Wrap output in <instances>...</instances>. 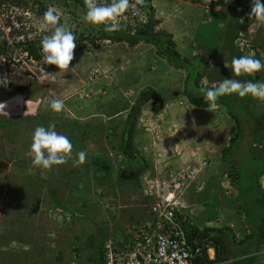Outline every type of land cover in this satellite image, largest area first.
<instances>
[{"label": "rangeland", "instance_id": "374dc122", "mask_svg": "<svg viewBox=\"0 0 264 264\" xmlns=\"http://www.w3.org/2000/svg\"><path fill=\"white\" fill-rule=\"evenodd\" d=\"M109 2L98 0L101 4ZM182 3L185 6L184 14L189 11V15L188 13L186 15L196 22L198 35L192 40L187 39L184 44L179 43L180 47L178 46L177 50L182 57L189 59L193 66L198 64L199 55L204 57V61L209 66L213 65L222 45L223 25L231 12L225 8L227 0H187ZM241 3L244 7L251 6V0H241ZM40 5L45 6L46 11L49 7L56 10L61 17L60 23L75 32L76 40L82 39L81 49L75 53V59L69 69L59 70L55 66L46 65L41 58L43 66L31 68L35 72L32 78L26 73L14 77L9 86L12 91L9 88L8 90L11 91L8 92L9 95L1 93L0 97V102L8 104L5 111L9 114H6L3 109H0V114L15 123L12 121L8 124L2 123L0 136L9 141L13 138L15 142L13 145L20 143L18 146L20 150L23 146L27 148L31 145L34 129L38 125L47 127L49 123H55L58 133L63 128L67 132V137L73 136V157L79 151L86 152L87 157L86 162L78 167L73 166L72 160L59 167L61 172L54 182L56 185L65 182L70 187L73 186L72 193L68 196L66 190L59 193L57 189H54L55 191L50 193L52 182L49 183L41 178L43 169L33 168L29 161L31 158L26 159V155L23 158L21 153L19 159L21 164L20 162L17 165L15 162L9 164L8 186L6 184L0 186V196L3 192L7 198V201L5 199L0 201V212L5 213L4 209L13 204L20 209L19 213L14 208H9V212L17 211L19 215L15 219H18L22 214L24 201L29 205L37 202L41 197L39 192L29 187L39 188L40 185L34 184V181L42 182L46 186L47 197H52L53 201L54 199L67 200L73 205L76 204L78 212L83 214V220H79L75 229L73 228V232H77L81 245H89L78 259L79 264H90L92 256L96 263H100L101 256L95 246L103 250L110 240L101 228V226L104 227L101 223L105 213L112 210L111 212H115L117 216L120 206L129 208L133 205L137 208L132 210L134 213L132 216L138 213L142 219L151 216L149 212L151 200L144 198L142 189L145 178L140 176L137 181H134L129 180L128 176L135 174L138 169L137 164L130 159L139 162L140 166L143 159L148 163L147 168L150 172L154 170L155 176L152 178H159V180L168 179V175L180 174L188 167L199 169L195 179L190 183L192 188L186 190L179 200L186 208V212L193 215L196 222L210 216L205 226L221 225L220 216L228 212L229 204L235 205L234 208L237 209V204L239 205L240 202L237 199V191L233 189L234 193L231 190L233 197L236 194V198L231 199L226 195L227 198L223 197L222 189L223 186L228 188V181L234 175H228L227 165L221 160V154L223 147L228 146L230 142L235 123L227 112L219 109L218 106L214 112L209 110L208 105L204 108L194 107L182 95L184 91L187 94L200 93V90L197 91L193 86L194 72L197 68L191 72L192 67L189 65L186 66L187 70L176 69L166 63L165 59L158 58L156 47L151 44L140 42L135 46H129L124 42L101 40L99 25L86 23L83 20L87 10H82L71 2L64 5L51 0H27L26 6L23 3L11 2L0 5V43L5 40L8 47L10 46L8 53L11 56L19 54L21 47L17 46L18 41L39 43L44 35L50 34L49 30L42 26V17L46 11L40 14L38 11ZM130 11L131 9L118 20L122 28L132 29L146 22L148 9H140L138 18L131 17ZM208 11L209 13H206ZM186 17H184L185 20ZM244 17L247 18L246 14L241 19L244 20ZM208 22L212 24L208 26ZM159 25L160 23L155 27V31L167 32ZM215 26L222 29L219 30ZM8 27L12 28L9 36L6 29H2ZM242 32L246 37L245 41L242 45H239V42L234 43L239 52L242 55L259 52L261 60H264V52H260L259 49L253 50V46H259L264 41V22L252 19ZM91 39H93L92 42H90ZM183 45L186 51L181 49ZM224 52L229 55L232 49L226 48ZM232 56L236 55L232 54ZM186 71L189 73L188 79ZM261 72L264 76V70ZM142 92L149 99L142 106H138L139 109L134 113V126L130 129L131 126H127L128 115L132 106L141 98ZM54 98L64 101V109L59 113L51 110L50 103ZM27 101H29L28 104ZM140 101L142 102V99ZM248 110L255 116L264 114V101L252 97ZM33 112L36 117H25ZM247 120L251 128L248 130L245 125L243 126V131L247 135L231 153L229 152V157L238 174L235 178L236 184L250 188L249 192L246 189V194L242 195L241 205L248 210L253 228L257 225L259 217H264V207L259 202L261 195L259 196L253 185L252 166H250L246 149L248 142L253 138L249 131L257 129L262 121L250 120L246 116L243 123ZM75 124L86 126V128L82 132L74 131ZM125 131H130L132 135L134 149L132 151L129 143L127 144L128 133L123 139ZM260 135L263 138L259 147L257 146L258 152L256 147H253L252 154L255 157L259 154L263 156L264 132ZM121 146L132 152L128 151L131 153L128 158L127 154L122 152ZM2 155L9 161L17 159L16 154L9 153V150L8 154L2 153ZM20 166L24 174L18 172L17 169ZM0 170L4 173L7 170L3 162H0ZM30 176L33 181L29 179ZM130 177L133 178V176ZM256 184L261 194H264V178L258 177ZM5 201L7 203L3 205ZM48 202L45 196L41 207L45 212L49 208L51 213H56L57 217L62 218L59 228L63 233L60 236L68 241L71 238L63 229L64 218L68 217V212L63 207L58 212L55 210L57 206L54 207ZM82 205L84 208L81 211ZM120 210L123 209L120 208ZM125 210L128 216L130 211ZM240 213L243 216L242 212ZM17 222L22 221L20 219ZM4 224L5 234H1L2 236H6V231L10 229L9 221ZM22 224L16 225L15 235L19 241L5 245L0 243V248H3L1 249L3 253H0L1 262H7V264L24 262V238L22 239L24 223ZM253 230L255 236L263 232L257 227ZM263 235H259V238ZM76 248H79L78 244ZM237 249L244 251L240 247ZM29 253L27 260L28 258L30 261L34 260L33 264H43L45 259L48 264H51L56 260L52 259V262L50 254L38 256L33 250ZM238 264L246 263L241 260Z\"/></svg>", "mask_w": 264, "mask_h": 264}, {"label": "trees", "instance_id": "16d2710c", "mask_svg": "<svg viewBox=\"0 0 264 264\" xmlns=\"http://www.w3.org/2000/svg\"><path fill=\"white\" fill-rule=\"evenodd\" d=\"M54 2L62 3L64 5H67L68 2H71L77 6H79L82 10H87L86 6L84 5V0H51ZM110 1V0H107ZM177 1H187V0H177ZM4 2H11L13 4H19L23 3L25 6L27 5V0H24L22 2H18L16 0H0V5L3 4ZM151 0H147L146 5L141 7L140 9H148V16L147 20L144 24H139L136 27L130 28H122L123 26H120V28L115 31V32H106L104 30V25H99V39L101 40H106V41H112V42H117V43H126L129 46H135L136 44L140 42H144L147 44H151L156 47V55L158 58L165 59V62L174 66L176 69L179 70H187L188 68L186 66H191L192 70L194 71L195 78L193 80V86L194 89L197 91L200 90V80L202 78H207L208 79V86L211 87L213 85L218 84L221 82L223 79L228 78V79H238L241 81H252V82H263L264 76L263 73L257 72L254 75H241L239 77L235 76L234 73L231 71V60L233 58V55H236L235 57H239L242 54L239 52V49L235 46V42L238 43V39L240 38V34L243 35L242 31H245V29L248 26V23L251 21L248 18V13L251 10V6H246L244 7L243 4L241 3V0H227L226 7L229 10L230 14L227 16L225 23L223 25V33L221 37L222 45L220 47V51H218L217 57L215 58L213 65H208L206 61H204V57H199V62L196 66H193L190 62L189 59H186L185 57L181 56V53L178 52L177 47L175 42L172 40V35L168 32L164 31H155V27L158 26L160 23L159 20L155 19L154 17V10L152 8ZM39 13L42 14L46 11V7L43 5H40L39 7ZM246 14L247 18L244 20L241 19L242 16ZM136 19V18H135ZM243 20V22L241 21ZM75 34V32H74ZM245 36H242V40H245ZM93 39L90 40L92 42ZM82 39L76 40L77 48L75 49V53L78 52L81 49V43ZM17 46L21 47L20 51L27 53L30 57H32L35 60H40L42 58V51H41V46L40 42H34V41H28V42H20L17 44ZM238 46V44H237ZM193 47V46H191ZM239 47V46H238ZM226 48H231L232 52L231 54L227 55L225 51ZM186 47L184 48V51ZM256 49H259L260 52H264V41L260 43L259 46H253V50L255 51ZM0 50L3 52L9 51V48L6 45L5 40H3L0 43ZM255 57L258 59L260 58V53L256 52ZM218 62V63H216ZM225 62L228 64V68L225 67ZM216 63V64H215ZM214 68L212 69V67ZM187 72V79H188V71ZM186 79V80H187ZM185 80V81H186ZM184 97L187 98L188 102L190 105L198 108H204L207 107V103L205 102L203 95L201 92H195L194 93H186L184 91L182 93ZM141 98L142 102L140 99L138 100V104L136 103L134 106H132V110L129 113L128 121H127V126H131L130 129L133 128L134 126V113L139 109L138 106H142L146 101H148V97H146V94L144 92L141 93ZM252 96H246V97H239L237 94H232V95H226L217 101V106L219 109H223L227 112L228 116L234 121L235 127H234V133L231 136L230 142L228 143V146L223 147L222 149V154H221V160L226 163L227 165V171L228 175L233 177L231 179V185L233 188H235L238 191L237 199H239V205L237 204V209L242 210L244 215H245V221L247 224H252L251 223V216L248 213V210L241 205V198L243 194H246L245 191L247 187L245 186H238L236 184V176L238 175L235 171L236 169L232 165V160L229 157L230 153L232 152L234 147H237L240 142H242L246 135L243 131V126L245 125L248 130H250L251 126L248 124V120L245 121V117L248 116V118L255 119V120H261L262 124L258 126L257 129L253 131H249L252 134V140L248 142L247 144V149H246V154L249 158L250 161V166H252V173H253V185L254 188L258 193H260L259 188L257 187V178L260 177L261 175H264V150H262L263 156L259 154L258 157H255L252 153L254 148L256 147V152H258V145L262 141V136L260 135L261 133L264 132V114H260L255 116L254 113H250L249 111V106L251 104ZM243 115L245 117H243ZM12 120H7L5 121L6 124H8ZM13 122V121H12ZM15 123V122H13ZM75 123V122H74ZM16 125V124H14ZM38 125V124H37ZM74 131H80L82 132L83 129L86 128V126L82 127L80 125L77 126V124L74 125ZM60 134L66 135L65 129L62 128V130H59ZM128 133V140L127 144L131 146L130 150H134L132 147V140L131 137L132 135L130 134V131H125L123 133V139L126 138V134ZM70 137V136H68ZM73 136H71L70 140L72 141ZM123 146V145H122ZM121 146V150L124 154H127V158L129 155L132 153L129 149H125L124 147ZM258 146V147H257ZM125 149V150H124ZM130 151V152H128ZM261 151V150H260ZM230 152V153H229ZM130 153V154H129ZM135 153V151H134ZM134 163L137 164L138 169L133 175H128L129 180H134L137 181L140 176L144 177L145 175L148 176V178H152L155 176L154 170L150 172L148 167V163L145 162L143 159H141L142 165L140 166L139 162L134 161V159H130ZM255 166V167H254ZM130 176H133L131 178ZM203 187V186H202ZM192 188L190 185L188 186L187 190ZM204 188V187H203ZM143 189V194H144V188ZM202 191V190H201ZM145 196V195H144ZM146 198V197H144ZM236 198V197H234ZM231 198V199H234ZM146 200H148L146 198ZM260 204L264 207V198H260ZM199 202V201H197ZM235 205L229 204V207L234 208ZM181 213L183 210H180ZM186 215V222L184 223L185 227H183L185 231V236L190 244L192 250L194 251L196 248H202L201 253L196 256L194 262L195 264H214V263H220L228 260L227 256V240L229 241L233 235V229L228 228V227H223L219 229H214L205 226L206 221H209L211 218L210 216H206L203 221H198L196 222V219L189 215L188 213ZM184 215L182 214H177V217L181 219ZM259 217V216H258ZM151 217L148 216L143 219L149 220ZM191 218V219H190ZM209 218V219H208ZM142 218H140V215H138V218L135 219L133 218L132 222H130L127 226L128 228L125 230L127 226L123 228L124 232L117 238L116 243L118 245L122 246L124 242L130 237V233H128V230L130 229L131 226L136 225L141 221H143ZM192 222V223H191ZM264 223V217L258 219L257 222V227L258 225ZM197 224V226H196ZM262 226V225H261ZM102 228V227H101ZM101 230V229H99ZM104 230V229H103ZM102 232V231H101ZM105 232V231H103ZM102 232V233H103ZM106 234V232H105ZM261 235V234H260ZM235 235H233L232 241H236L234 238ZM253 238V235L250 233L249 235H246L242 238L240 241L241 244H245L249 241H251ZM105 239V236L103 240ZM231 242V240H230ZM204 246H212L215 250V259L214 260H208L207 254H206V249H203ZM101 256V255H100ZM103 257H101V260Z\"/></svg>", "mask_w": 264, "mask_h": 264}, {"label": "crops", "instance_id": "0c3cea01", "mask_svg": "<svg viewBox=\"0 0 264 264\" xmlns=\"http://www.w3.org/2000/svg\"><path fill=\"white\" fill-rule=\"evenodd\" d=\"M150 5L152 6L154 10L155 18L160 21V25H159L160 28H163V30L167 31L168 33L172 35V40L175 42L177 48L178 46L180 47L179 43L184 44L187 39L192 40L196 38V35H198L197 24L192 18L188 16L189 11L188 12L186 11L184 14L183 8L185 6H183L182 1L151 0ZM187 13L188 15H186ZM206 13H209V11ZM182 14H184V16ZM186 16H188V18ZM184 17H186V20ZM211 24H212L211 22L207 23L208 26H210ZM215 27H217V29L219 30L222 29L221 27L218 28V26H215ZM181 49L184 50V45L183 47H181ZM25 117L33 118V117H36V115L33 112L32 114H29L28 116H25ZM7 120H10V119L8 118L6 119L3 114H0V128L3 126L1 124L5 123V121ZM2 130H5V129L2 128ZM68 138L70 139V137ZM13 143H15L13 141V138L11 141H9L0 136V152H2L3 154H8V150H9V153L12 152L16 154L17 156V159L15 158V161L14 160L9 161L5 159V156H3L2 153H0V162H3L4 164H6V168H7L5 173L2 170H0V186L1 185L5 186V184L6 186H8V182L10 179V174H9L10 165L9 164L11 162H15L17 165L18 162H20L19 159H20L21 153H22V157L24 158V155H26L30 147V145L27 148L23 146V149L18 150L19 149L18 146H20L19 145L20 143L17 145H13ZM73 153H74V149H73ZM25 158L30 159V157L28 156H25ZM106 160L107 159H105V161ZM29 161L31 163V160ZM53 167L51 168V170L43 169L41 178H43L44 181H47L49 183L50 181L52 182L53 185L48 184L51 187L50 193H53L55 191L54 189H57L59 193L66 190L65 191L67 192L66 195L70 196V194L72 193L71 188L73 186L70 187V185L65 182H60V185H56L55 184L56 182H54V180L60 175L61 168H59L60 166H53ZM17 170L18 172H21L24 174V172L21 170V166ZM31 176L29 179L33 181ZM260 177L264 178V175H261ZM43 179H40V180H43ZM41 183L39 181H34V184H39L40 187L39 188H35L34 186L29 187L30 189L39 192L41 194V197L38 199L37 202L29 204V205L26 204L24 201V207L21 210L22 214L20 215L18 219H15V218L19 215L18 213L20 209L14 206L13 204L11 206L8 205L7 208L5 207L6 208V210L4 209L5 213L3 212L2 214L0 212V219H1L0 220L1 222L0 223V243L5 245L8 243L12 244L13 242L19 241V239L15 235V232L17 231L16 225L18 224L23 225L22 223H24V228H23L24 237H22V239L24 238V262H19V264H33L34 260L30 261L29 258L27 260V256H30L29 252H31L32 250L38 256H41L43 254L44 255L50 254V258L52 257L51 260L56 259L54 262L52 260L53 263L51 264H79L78 259L83 255V252L89 245H86V244L81 245L77 232L76 231L73 232V230L77 226V223L79 222V220L81 221L83 220L82 218L83 214L82 212L81 213L78 212L79 209H77L76 204L73 205L71 202L67 200L58 201L54 199L53 201L51 199L52 197L50 198L47 197L46 188H45L46 186L43 183L42 184ZM249 190L250 188L248 187L247 191L249 192ZM261 193L262 192L259 193V196L261 195V198H264V196L262 197V195L264 194H261ZM1 195L3 197L0 196V201H3V199L7 201V198L6 196H4L3 192L1 193ZM45 196L47 198V201H49L48 203H50V205L52 204V206L54 207L57 206L55 210L59 212V209L63 207L65 208L64 210L68 212V217L66 216L67 218H64L65 226L63 227L64 231H66L65 233L67 234V236L71 238L69 240L66 238L68 241L61 238L62 236H60L63 233V231H60L61 229L59 228V224H60L59 222L62 218L59 216L57 217L56 213L55 214L51 213L49 208L45 212L44 208L41 207L42 204L44 203ZM6 201L3 203V205L7 203ZM9 208H14L15 210H18V213L17 211L12 212V213L9 212ZM83 208L84 207L82 205L80 208L81 211ZM120 208L123 210H120ZM136 208L137 207L133 205L130 206L129 208L126 206H120L118 209L117 216H115L116 214L115 212H111L112 210L108 211L107 213L104 212L105 214L103 216L105 218H103L101 225L103 224L105 228L102 226L101 227L104 229V231L106 232V235L110 239L109 242L117 241V238L122 234V232H124L123 228L127 226L130 222H132L133 218L135 219L138 218L139 213L137 215L136 214L137 212L135 213L136 215L132 216V214H134L132 213L133 212L132 210ZM125 209H129L130 211L128 213V216L126 215L127 211ZM240 212H242L243 216L240 215L241 214ZM120 213L122 215H119ZM184 217L186 218V215ZM220 217H221L220 221L222 220L221 225L215 224L213 227H210V228H214V229H219L223 227L231 228L234 230L233 235H235L234 238L236 241H232L233 235H231L232 236V238L230 239L231 242L230 240L229 241L227 240L228 260L224 262H220V263H214V264H238V262H240L241 260L245 261L246 264H264V239H263L264 235L262 238H259L260 234L261 235L264 234V229H262V227L264 228V223L261 224L262 226L260 225L261 227L260 226L257 227L256 225V226H253L252 228L250 224L246 223L245 215L243 211L242 210L238 211L237 209L231 208V207H228V212L223 213ZM7 219L10 224V229L6 231L7 232L6 236H2L1 234H5V231L3 230L5 226L4 223L8 222L4 220H7ZM20 219L22 222L18 223L17 220H20ZM255 227H257V229H259L260 231L263 230V232L255 236V233L253 230ZM250 233L253 235L252 240L242 245L240 241L242 240L244 236L249 235ZM67 236H64V237H67ZM77 244L79 245V248H76ZM238 247H240L244 251H240L239 249H237ZM95 248L99 251V254L101 255L103 250H101L97 246H95ZM1 249L3 248L2 247L0 248V253H3V250L1 251ZM94 260L95 259L92 256L89 263L90 264H101V262L96 263ZM1 261L2 260H0V264L1 263L7 264V262H1ZM46 262L48 264V261L45 259L43 264H45ZM9 264H14V262L9 263Z\"/></svg>", "mask_w": 264, "mask_h": 264}, {"label": "clouds", "instance_id": "9594fccd", "mask_svg": "<svg viewBox=\"0 0 264 264\" xmlns=\"http://www.w3.org/2000/svg\"><path fill=\"white\" fill-rule=\"evenodd\" d=\"M146 2L147 0H110L109 3L101 4L98 3V0H84L87 11L83 16V20L93 25H104L106 32H115L120 28L118 20L121 16L126 14L130 9L133 14H139L140 8L145 6ZM225 8L227 7L225 6ZM248 18L249 20L255 19L264 22V0H251V10L248 13ZM60 20V15L52 7H49L43 14L42 26L46 30H49L50 34L42 37L40 46L44 64L55 66L59 70H66L70 68V65L75 59V49L77 48L76 35L72 30L61 24ZM241 21L243 22V20ZM9 35L11 33L7 36ZM19 43L18 41L17 44ZM6 45L8 47V44ZM8 48L10 49V46ZM8 52L0 53V56L2 54L10 55ZM19 52L22 51L19 50ZM225 67L228 68L226 62ZM262 70H264V60L256 58L254 53L233 57L231 60V71L237 77L245 74L254 75ZM11 91H5V88L1 87L0 97L2 94L9 95L8 92ZM200 92L208 104L209 110L214 112L217 108L219 98L226 95L237 94L241 98L250 95L255 99L264 101V82L225 78L218 84L209 87L208 79L205 77L200 80ZM28 102L26 103L28 104ZM7 107L8 104L6 102H0V109L5 111ZM50 107L52 111L59 113L64 109V101L59 98H54L51 100ZM5 113L9 114L7 111ZM73 147L72 141L66 135L56 131L55 123H49L47 127L38 125L34 129L30 149L26 153V156L31 158L33 168L51 170L53 166L64 165L69 160H72L73 166L78 167L86 162L87 153L79 151L73 157ZM222 189L224 198H227L225 195L234 198L238 194V191L232 187L230 179L228 181V188L223 186ZM233 189L237 191L234 197L231 192ZM185 209H182L184 216L188 213ZM214 259L208 258L211 261Z\"/></svg>", "mask_w": 264, "mask_h": 264}, {"label": "built area", "instance_id": "2783aa9c", "mask_svg": "<svg viewBox=\"0 0 264 264\" xmlns=\"http://www.w3.org/2000/svg\"><path fill=\"white\" fill-rule=\"evenodd\" d=\"M130 13L131 17L140 16V11L139 14H133L132 10ZM118 24L120 26L121 22L118 21ZM2 29H6L8 34L12 30L10 27ZM242 36L240 34L238 39L239 45L245 41L242 40ZM41 66H43L41 61L33 59L25 52L12 56L2 54L0 88L4 87L5 91H10L8 89L11 88L9 86L15 76L26 73L32 78L35 72L31 68ZM198 170L188 167L180 174L168 175V179L165 180L148 178L145 175L143 188L145 197L151 200L149 205L151 218L131 226L128 230L130 237L122 246L116 241L108 242L102 252L101 264H195L194 260L202 248L192 250L183 229L185 217L179 219L177 214H184L180 210L185 207L179 199L195 179ZM127 228L128 226L125 230ZM203 249H206L209 259H214L215 252L211 246H204Z\"/></svg>", "mask_w": 264, "mask_h": 264}]
</instances>
